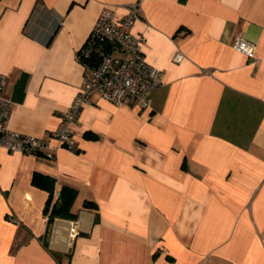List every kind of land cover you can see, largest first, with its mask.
I'll use <instances>...</instances> for the list:
<instances>
[{"label":"crops","instance_id":"0c3cea01","mask_svg":"<svg viewBox=\"0 0 264 264\" xmlns=\"http://www.w3.org/2000/svg\"><path fill=\"white\" fill-rule=\"evenodd\" d=\"M136 1L131 30L162 84L144 109L93 94L75 151L0 149V264H264V0H0L8 127L48 137L82 87L77 52L100 10ZM34 172L55 196L77 190L76 219L49 222Z\"/></svg>","mask_w":264,"mask_h":264},{"label":"built area","instance_id":"2783aa9c","mask_svg":"<svg viewBox=\"0 0 264 264\" xmlns=\"http://www.w3.org/2000/svg\"><path fill=\"white\" fill-rule=\"evenodd\" d=\"M141 16L139 1L130 4L128 12L121 17L108 6L100 10L77 52V59L86 71L82 87L48 137L20 133L8 127L13 100L3 95L6 76L0 72V149L52 158L55 155L52 142L55 141L57 145L75 151L72 125L79 121L84 104L93 94L115 105L150 107L152 91L163 82V71L145 61V38L131 30ZM232 46L246 56L254 57L251 41L237 37Z\"/></svg>","mask_w":264,"mask_h":264},{"label":"trees","instance_id":"16d2710c","mask_svg":"<svg viewBox=\"0 0 264 264\" xmlns=\"http://www.w3.org/2000/svg\"><path fill=\"white\" fill-rule=\"evenodd\" d=\"M31 183L48 193L44 210L48 214L49 222L55 217L70 220H74L78 217L77 212L72 209L77 197V190L75 188L64 185L59 190L58 195L55 196V178L41 172H34L32 174ZM82 206L92 210L97 208V204L93 200H84Z\"/></svg>","mask_w":264,"mask_h":264}]
</instances>
